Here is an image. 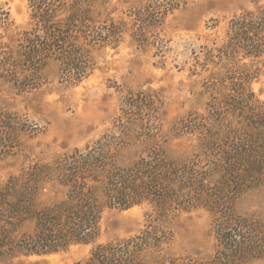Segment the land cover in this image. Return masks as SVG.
<instances>
[{
	"label": "trees",
	"instance_id": "trees-1",
	"mask_svg": "<svg viewBox=\"0 0 264 264\" xmlns=\"http://www.w3.org/2000/svg\"><path fill=\"white\" fill-rule=\"evenodd\" d=\"M28 2L29 28L12 43L0 42L4 81L17 84L26 72L55 63L64 80L78 83L92 68L90 49L118 39L112 25L97 24L93 0ZM8 16L0 14L5 31L12 25ZM217 51V58L232 63L233 76L225 96L212 103L215 126L198 132L199 151L192 159L170 158L150 136L148 150L121 165L124 139L130 137L122 130L124 138L108 135L0 180V264L91 242L105 209L145 203L159 216L198 207L213 216L215 256L169 264H249L264 255V222L234 210L240 194L264 186V104L249 87L250 71L238 65L264 56V4L234 16ZM167 240L165 231L149 226L127 240L97 245L75 264H160Z\"/></svg>",
	"mask_w": 264,
	"mask_h": 264
},
{
	"label": "rangeland",
	"instance_id": "rangeland-1",
	"mask_svg": "<svg viewBox=\"0 0 264 264\" xmlns=\"http://www.w3.org/2000/svg\"><path fill=\"white\" fill-rule=\"evenodd\" d=\"M98 25H112L117 41L90 49L92 68L78 83L57 64L26 72L22 82L0 79V180L38 161H52L112 134L128 143L121 165L132 164L153 137L179 162L194 157L198 132L214 123L212 103L227 93L232 63L219 59L230 20L264 0H93ZM28 0H0L11 21L0 42L29 28ZM249 87L264 104V56L245 58ZM233 68H236L235 66ZM238 68V67H237ZM188 125L187 127H185ZM183 126V127H182ZM146 140V141H145ZM145 141L144 143H141ZM234 210L264 222V186L240 194ZM212 214L192 208L159 216L150 204L105 209L97 237L50 253L20 256L11 264H75L99 244L137 236L149 226L165 231L160 264L208 261L215 256ZM249 264H264V255Z\"/></svg>",
	"mask_w": 264,
	"mask_h": 264
}]
</instances>
